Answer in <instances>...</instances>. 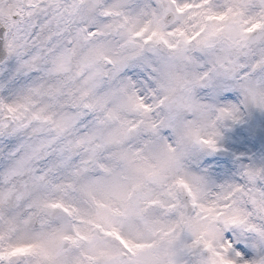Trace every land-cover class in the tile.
Instances as JSON below:
<instances>
[{
	"label": "snow or ice",
	"instance_id": "6c2138e0",
	"mask_svg": "<svg viewBox=\"0 0 264 264\" xmlns=\"http://www.w3.org/2000/svg\"><path fill=\"white\" fill-rule=\"evenodd\" d=\"M199 87L242 99L216 108ZM252 106L264 109V0H0V211L106 151L138 159L157 140L174 151L162 132L185 108L207 120L192 142L216 151L215 122ZM241 176L214 191L152 170L162 211L180 217L170 264H264V166ZM38 252L0 233V264Z\"/></svg>",
	"mask_w": 264,
	"mask_h": 264
},
{
	"label": "rangeland",
	"instance_id": "374dc122",
	"mask_svg": "<svg viewBox=\"0 0 264 264\" xmlns=\"http://www.w3.org/2000/svg\"><path fill=\"white\" fill-rule=\"evenodd\" d=\"M194 55L206 61L200 53ZM207 67L205 62L199 70ZM194 91L198 100L216 108L239 105L242 99L236 90L199 87ZM215 115L214 109L213 119ZM196 116L202 117L185 108L179 114L177 132H162L175 143L174 151L162 140L141 149L138 159L106 151L86 171L58 174L54 188H31L19 207L0 211L3 238L38 249L42 246L44 255L38 252L31 264H170V233L180 227V217L162 211L165 197L152 170L168 177L201 176L218 191L221 186L242 183L246 166H264V109L249 107L236 122L217 120L216 151L181 136V129ZM49 201L59 206L44 207Z\"/></svg>",
	"mask_w": 264,
	"mask_h": 264
},
{
	"label": "clouds",
	"instance_id": "9594fccd",
	"mask_svg": "<svg viewBox=\"0 0 264 264\" xmlns=\"http://www.w3.org/2000/svg\"><path fill=\"white\" fill-rule=\"evenodd\" d=\"M207 123V120L205 118H202L200 116H196L193 118V121L181 129V136L188 142H192V138L190 135V131L194 128H204V125Z\"/></svg>",
	"mask_w": 264,
	"mask_h": 264
},
{
	"label": "bare ground",
	"instance_id": "6f19581e",
	"mask_svg": "<svg viewBox=\"0 0 264 264\" xmlns=\"http://www.w3.org/2000/svg\"><path fill=\"white\" fill-rule=\"evenodd\" d=\"M79 206H80V205H79ZM83 210H84V207H83V206H82V207L80 206L79 211H83ZM48 212L51 213L50 211H48ZM48 212H47V213H48ZM41 220H42V218H41ZM42 221H45V220H42Z\"/></svg>",
	"mask_w": 264,
	"mask_h": 264
}]
</instances>
